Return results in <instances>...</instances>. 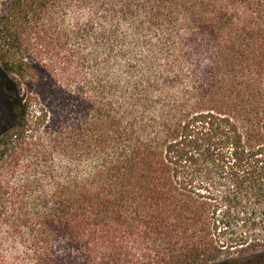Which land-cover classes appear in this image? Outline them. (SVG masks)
I'll return each instance as SVG.
<instances>
[{
  "label": "trees",
  "instance_id": "obj_1",
  "mask_svg": "<svg viewBox=\"0 0 264 264\" xmlns=\"http://www.w3.org/2000/svg\"><path fill=\"white\" fill-rule=\"evenodd\" d=\"M0 103L59 264H264V0H6Z\"/></svg>",
  "mask_w": 264,
  "mask_h": 264
},
{
  "label": "rangeland",
  "instance_id": "obj_2",
  "mask_svg": "<svg viewBox=\"0 0 264 264\" xmlns=\"http://www.w3.org/2000/svg\"><path fill=\"white\" fill-rule=\"evenodd\" d=\"M5 1L0 0V7ZM21 89L22 93H26L24 84ZM10 122L9 115L0 108V133ZM11 148L6 151L4 146H0V182L4 186L3 193L0 194V264H45L49 260L51 264H59V257L65 253L60 243L54 241L53 244L43 245V249L35 248L33 243L36 234L24 227L28 196L25 185L26 180H31L32 173L27 176L29 164L25 161L21 160L19 164L14 162ZM220 237L224 239L229 234ZM260 252H264V247L257 250H231L234 258ZM68 253L74 255L72 250Z\"/></svg>",
  "mask_w": 264,
  "mask_h": 264
},
{
  "label": "flooded vegetation",
  "instance_id": "obj_3",
  "mask_svg": "<svg viewBox=\"0 0 264 264\" xmlns=\"http://www.w3.org/2000/svg\"><path fill=\"white\" fill-rule=\"evenodd\" d=\"M5 103H0V108L4 111V109H5ZM7 127L8 126H6L3 130H2V132L0 133V135H2L4 132H6L7 131Z\"/></svg>",
  "mask_w": 264,
  "mask_h": 264
}]
</instances>
